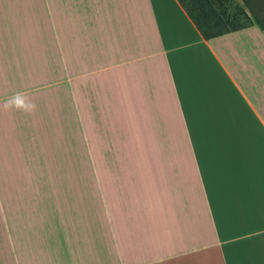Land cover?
Here are the masks:
<instances>
[{
	"label": "crops",
	"instance_id": "0c3cea01",
	"mask_svg": "<svg viewBox=\"0 0 264 264\" xmlns=\"http://www.w3.org/2000/svg\"><path fill=\"white\" fill-rule=\"evenodd\" d=\"M0 264H264V28L0 0Z\"/></svg>",
	"mask_w": 264,
	"mask_h": 264
},
{
	"label": "rangeland",
	"instance_id": "374dc122",
	"mask_svg": "<svg viewBox=\"0 0 264 264\" xmlns=\"http://www.w3.org/2000/svg\"><path fill=\"white\" fill-rule=\"evenodd\" d=\"M194 18L220 19L223 31L248 26L254 18L264 24V0H179ZM95 154V153H94ZM93 158L89 151L88 159Z\"/></svg>",
	"mask_w": 264,
	"mask_h": 264
},
{
	"label": "trees",
	"instance_id": "16d2710c",
	"mask_svg": "<svg viewBox=\"0 0 264 264\" xmlns=\"http://www.w3.org/2000/svg\"><path fill=\"white\" fill-rule=\"evenodd\" d=\"M177 1L180 3L179 0H177ZM181 6H182V4H181ZM185 11L188 14L189 18L191 19V21L193 22V24L196 26V28L200 32L203 39H205V40H210V39L219 37V36L229 32V31H237V30H240L242 28L247 27V26H243V27L234 26L231 30H226L224 32L222 27H221L220 19L213 18L210 15L207 18L203 16V18L198 19V18L192 17V15L190 14L191 13L190 10L189 11L185 10ZM253 21L256 24L260 25L262 28H264V24H262L261 22L256 20V18H254Z\"/></svg>",
	"mask_w": 264,
	"mask_h": 264
},
{
	"label": "clouds",
	"instance_id": "9594fccd",
	"mask_svg": "<svg viewBox=\"0 0 264 264\" xmlns=\"http://www.w3.org/2000/svg\"><path fill=\"white\" fill-rule=\"evenodd\" d=\"M5 107H15L17 109H23L25 111L32 110L35 105L32 104H26L23 99V94L17 93L12 98H10L8 101L5 102Z\"/></svg>",
	"mask_w": 264,
	"mask_h": 264
}]
</instances>
